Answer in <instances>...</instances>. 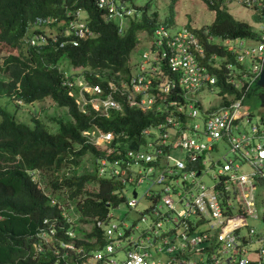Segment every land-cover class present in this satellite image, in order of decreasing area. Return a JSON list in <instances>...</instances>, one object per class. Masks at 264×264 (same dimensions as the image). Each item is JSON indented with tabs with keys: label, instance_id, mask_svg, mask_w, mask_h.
<instances>
[{
	"label": "built area",
	"instance_id": "2783aa9c",
	"mask_svg": "<svg viewBox=\"0 0 264 264\" xmlns=\"http://www.w3.org/2000/svg\"><path fill=\"white\" fill-rule=\"evenodd\" d=\"M203 1L227 11L232 4L253 8L260 14L256 21L258 25H253L256 33L251 37H222L206 35L190 26L170 30L168 25L158 22L152 31H145L144 36L138 34L136 45L139 40H144L146 46L138 48L127 75L116 71V77L107 80L105 96L100 84L90 83L85 77L77 82L76 73L71 81L68 75L74 73L64 72L63 82L76 85L74 98L84 112L88 104L106 115L110 108L120 109L121 103L114 95L119 94L129 105L143 110L155 109L161 115L157 123L141 130L135 147L123 145L124 150L119 148V141L114 143V133L110 130H103L98 125L82 130L87 142L100 146L107 155L111 154V157L99 156L98 175L114 177L124 185L138 184L158 168L157 182L162 184L175 175L177 184L179 173L183 171L185 189L183 194L176 192L177 201L169 193L175 188L170 184L164 186L161 194L151 189L144 193L152 200L160 197L167 205L164 212L150 207L158 216L147 226L153 233H147L145 229L132 236L129 232L133 228L126 221L120 220L121 227L110 221L111 210L106 218L93 217V225L102 229L104 243L95 242L97 237L93 236L89 240L95 243L91 250L74 242V224L82 216L78 212L74 218L66 213L64 201L71 210L74 207L68 197L61 200L57 194L46 192L50 203L56 205L65 222L69 223L63 233L70 238L62 240L58 234L56 215L46 216L36 232L30 235V248L36 252L50 250L55 256L52 264H264V229H256L249 223L250 218L259 217L258 202L262 205L264 222V115L260 116V124L251 123L250 130L234 133L244 116L251 121V115L240 107L264 65V0ZM95 2L103 17L117 24L119 33H123L136 11L127 0ZM52 21L49 16L35 20L45 27ZM87 22L84 10L76 8L65 24L64 35H72L69 40L76 45L79 38L93 34ZM45 39L43 32L38 31L30 42L43 43ZM207 41L220 50L209 49ZM213 86L219 88L220 102L203 103L201 93ZM68 94L73 96L74 90L69 89ZM91 99L99 103L94 104ZM193 117H200L202 123L191 122ZM201 136L205 139L200 140ZM220 138L228 142L230 154H225L223 161L213 162L217 164V170L213 174V183L207 185L199 182L198 177L209 158L207 154ZM175 148L183 149L185 157L173 155ZM244 164L248 165V170L241 169ZM188 176L191 177L189 181ZM138 202L133 187L131 197L125 203L134 207ZM162 219L172 221L173 229L158 235L156 228L161 226ZM140 220H146L144 214ZM242 229L246 231L242 232ZM158 236H161L160 244L157 243ZM255 240L259 245H252ZM154 243H157L156 251L164 254L161 259L153 258L151 247ZM119 249L125 251L122 259L116 258ZM66 255L72 256L71 261L59 259Z\"/></svg>",
	"mask_w": 264,
	"mask_h": 264
},
{
	"label": "trees",
	"instance_id": "16d2710c",
	"mask_svg": "<svg viewBox=\"0 0 264 264\" xmlns=\"http://www.w3.org/2000/svg\"><path fill=\"white\" fill-rule=\"evenodd\" d=\"M207 5L215 11L207 29L213 35L251 37L256 33L248 21L235 18L225 8ZM76 8L84 10L93 34L79 38L74 45L69 40L72 35H64L63 30ZM135 9L125 30L119 33L117 24L103 17L95 0H0V42L11 48L0 64V70L8 77H0V264L53 263L55 256L50 250L36 252L29 247L30 234L36 232L43 216L56 215L58 234L62 240L70 238L63 233L69 223L56 205L50 203L49 195L32 180L29 170L59 172L64 164H79L87 153L92 170L77 173L72 169L71 173L60 176L55 173L54 179L43 181L45 191L56 195V190H62L83 222L92 221L95 216L106 218L112 206L125 203L128 186L114 177L98 175V158L107 154L100 146L87 142L81 131L94 125L110 130L114 133V143L119 141V148L124 150L123 145L135 147L141 130L157 123L161 115L155 109L131 106L119 94L114 95L121 103L120 109L110 108L106 115L88 104L84 112L74 99L76 85H67L63 78L70 66H77L88 82L103 87L105 96L107 80L116 77V71L127 75L138 31H152L158 23L156 12L147 13V5L135 6ZM47 16L53 18L49 25L55 26L54 32L51 28L45 31L44 25L35 22ZM255 17L259 19L260 14L255 12ZM38 31L43 32L45 41L31 43L30 39ZM213 49L220 50L214 46ZM64 59L69 66L61 68ZM74 76L75 73L68 78L72 81ZM225 87L231 89L230 85ZM69 89L74 90L73 96L68 94ZM47 96L66 107L69 114L67 118L57 119L55 130L35 116L30 121L16 118L14 110L19 104ZM2 98L14 102L12 110L2 103ZM88 183L95 184L96 188H87ZM93 236L97 237L95 242L103 245L102 229L94 225L84 235L76 233L74 242L91 250L95 246L89 241ZM71 257L59 259L71 261Z\"/></svg>",
	"mask_w": 264,
	"mask_h": 264
},
{
	"label": "rangeland",
	"instance_id": "374dc122",
	"mask_svg": "<svg viewBox=\"0 0 264 264\" xmlns=\"http://www.w3.org/2000/svg\"><path fill=\"white\" fill-rule=\"evenodd\" d=\"M127 4L130 6H136V7H143L147 5V13L151 15L153 12H156V21L162 24H166L169 26L170 30L178 29L181 26L187 27L190 26L192 28L200 30L208 35L212 34L207 31L208 25L213 22L215 11L211 9L203 0H127ZM228 11L237 19H243L244 21H248L251 25H258L256 23L257 19L255 17V10L253 8L244 7L232 4L228 6ZM83 14V13H82ZM57 26V25H56ZM35 27V26H34ZM52 29V32L55 31V26H46L44 27L45 31ZM32 30V27H31ZM145 29H141L138 31V34H141V37L145 34ZM35 34V33H34ZM247 41V39H245ZM206 42V41H205ZM253 42V41H252ZM146 41L139 40V45L132 51L130 54V64L133 67V61L132 59L137 56L138 48L142 47L144 48L146 46ZM207 47L212 48L213 42L207 41ZM11 50L9 46L4 44L3 42H0V64L3 60V57L8 54V52ZM69 66L66 62V60H63V63L60 64L61 68H66ZM73 71V72H72ZM70 73H76V80L81 81L84 79V74L77 66H70L66 70V74ZM65 75V74H64ZM71 76V75H68ZM0 77H3V79H7L8 77L3 73V71L0 70ZM81 79V80H79ZM261 91V86L257 85L256 82H254L248 91L246 95L244 96L242 100L241 110L245 113H248L251 115V121L246 120V116L241 120V122L238 124V129L234 130V133H237L238 130H250L251 123H257L260 124V116L264 115V106L261 105L260 99H259V93ZM89 93H92L89 91ZM201 100L203 103L207 104L209 102H212V104H218L220 102L221 96H219V88L216 86H213V89L206 90L204 93H201ZM82 97V96H81ZM75 99V98H74ZM2 103L6 104L10 110L14 107V102L11 100H8L7 98L1 99ZM92 103H99L96 99H91ZM79 104H82V99L79 98ZM204 104V105H205ZM14 114L16 118L20 121L27 120L30 121L31 116H35L42 120L45 125L48 128H51L52 130H55L57 125V119L58 118H67L69 117L67 108L64 106L57 105L50 97H45L41 100H35L33 102H30L28 104H20L17 106V108L14 110ZM191 122H199L202 123V120L200 117H193ZM30 123V122H29ZM205 137L201 136L200 140H204ZM102 145L105 144V142H101ZM172 154L182 157H185V152L181 148H175L172 150ZM230 154L229 151V145L228 142L220 138L215 141V147L213 150L209 151V154H207L208 160L205 164L202 165V174L198 177L199 182H203L207 185L213 183V174L217 170V164H214L216 160L223 161L224 155ZM143 166V165H142ZM137 167V166H136ZM72 169L76 170L77 173L81 172L82 170H92L91 162H90V155L87 153L83 156V159L79 162L77 165H67L64 164L60 171H54L48 169H41L39 171V184L43 183V181H50L51 179H54L55 173L59 174V176L62 174H68L72 172ZM242 170H248V165L244 164L241 168ZM67 173H64V172ZM84 172V171H82ZM159 173V169L156 168L154 171L149 173L148 176H146L141 183L135 184L130 183L128 184V190L126 191V198L131 197V191L132 188L135 187L139 202L136 206L130 207L126 205V203H121L119 206L115 207L112 206L110 208L112 212V216L110 217V221L119 223L120 220L123 219L128 223V225L133 228V231H130L129 233L132 236H136L138 232L143 231L146 229L147 233H153L148 230V225L152 224L154 220L158 219V216L155 212L151 210V206H155L162 212H164L167 209V205L164 202L163 199L158 197L156 200H152V198H148L145 196V192L148 189H151L155 191L158 194H161V191L164 189V186L166 184H170V186H174V189H170L169 193L172 196L174 200L177 201L178 195L177 191H180L179 193H184V186L182 183V174L183 171H180L179 173V182L176 184L174 182L175 175L170 177V180H166L164 183H159L156 181V176ZM190 176L187 177V180H190ZM85 186L89 189H95L96 185L93 183L85 184ZM261 189H259L260 191ZM56 194L59 198L66 199L65 194L62 192V190H56ZM162 194H164L162 192ZM67 208L66 213H69L71 217L76 218L78 211L76 210L75 206L73 207V210H71V206H68L67 201H64ZM178 206V204H177ZM176 206V207H177ZM261 203H257L256 211L259 214V217L256 219L250 218L249 223L254 226L256 229L263 230L264 229V222L261 217ZM144 214L146 217L145 221L140 220V216ZM93 226L92 221H76L74 224V228L76 233H78L79 236L84 235V233L89 232ZM137 226V227H135ZM173 229V222L170 220H164L162 219V224L160 227H157L158 229V235H161L163 232H167V229ZM245 229H242V232H245ZM125 241V240H124ZM209 242V241H207ZM157 243H161V236H158ZM157 243H154V245L151 247V251L153 254V258L161 259L163 257V253L160 251H156L155 247ZM253 246L259 245V242L257 240L253 241ZM125 251L123 249H119L116 252V258L122 259L124 257ZM225 264V263H223Z\"/></svg>",
	"mask_w": 264,
	"mask_h": 264
},
{
	"label": "water",
	"instance_id": "95a60500",
	"mask_svg": "<svg viewBox=\"0 0 264 264\" xmlns=\"http://www.w3.org/2000/svg\"><path fill=\"white\" fill-rule=\"evenodd\" d=\"M256 83H257V85L264 88V65H263V68L261 70V73H260ZM259 99H260L261 105L264 106V91L259 93ZM133 194H135V191L133 192Z\"/></svg>",
	"mask_w": 264,
	"mask_h": 264
},
{
	"label": "clouds",
	"instance_id": "9594fccd",
	"mask_svg": "<svg viewBox=\"0 0 264 264\" xmlns=\"http://www.w3.org/2000/svg\"><path fill=\"white\" fill-rule=\"evenodd\" d=\"M135 8V7H134ZM39 169H36L35 171H33V170H29V174H31L32 175V180L34 181V182H36L37 183V186L41 189V190H43L45 193H46V191H45V188H43V183H41V184H39V180H40V176L38 175L39 174ZM43 217H46V216H43ZM42 217V218H43ZM42 218H41V220H42ZM40 223H41V221H40ZM40 223L38 224V225H40ZM32 234V233H31ZM30 234V235H31ZM31 246V245H30ZM29 246V247H30Z\"/></svg>",
	"mask_w": 264,
	"mask_h": 264
}]
</instances>
